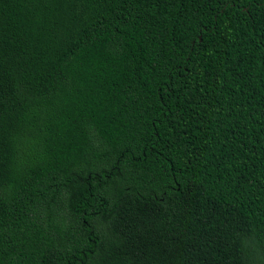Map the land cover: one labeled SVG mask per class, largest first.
<instances>
[{"label":"trees","instance_id":"obj_1","mask_svg":"<svg viewBox=\"0 0 264 264\" xmlns=\"http://www.w3.org/2000/svg\"><path fill=\"white\" fill-rule=\"evenodd\" d=\"M0 264H264V0H0Z\"/></svg>","mask_w":264,"mask_h":264}]
</instances>
